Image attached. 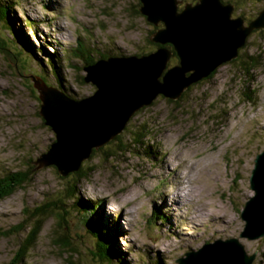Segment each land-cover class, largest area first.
Returning a JSON list of instances; mask_svg holds the SVG:
<instances>
[{"label": "rangeland", "instance_id": "rangeland-1", "mask_svg": "<svg viewBox=\"0 0 264 264\" xmlns=\"http://www.w3.org/2000/svg\"><path fill=\"white\" fill-rule=\"evenodd\" d=\"M6 1L13 7L7 23L0 20V41L4 43V50L0 49V176L26 170L28 162L33 165L54 138L38 114L40 100L33 87L36 76L71 98L81 99L95 90L82 81L86 64L103 54L153 50L147 37L154 29L139 13V0ZM181 1L179 7L192 0ZM222 1L233 3L232 16H242L245 22L264 7V0ZM8 24L17 37L23 40L26 36L25 48L15 45L5 29ZM38 46L45 47L46 54L59 56L58 76H52L55 73L42 62L45 59L39 60L46 55ZM76 47L82 58L72 55L71 49ZM251 56L254 63L248 61ZM69 57L74 67L68 64ZM176 61L171 57L167 65ZM60 81L65 90L57 85ZM262 150L264 30H256L238 61L219 66L211 78L198 82L176 101L158 96L137 111L117 139L82 162L79 170L87 175L79 184H75L74 173L62 177L53 166L34 169L33 165L30 179L0 199V264L14 257L36 216L35 209L60 201L57 210L42 217L22 264H68V258L73 264H106L92 258L95 239L86 230L87 216L72 206L78 198L101 206L92 218L116 231L113 249L119 248L122 254L116 264H153L158 258L164 264H178L176 260L185 252L230 238H237L248 255L255 253L252 264H264V237L240 236L244 226L240 212L253 195L250 171ZM176 173H183L189 188L200 193L198 201L190 195L191 201L186 198L179 207L165 202V194L179 188ZM68 183L75 185L73 199L63 195ZM201 202L207 208L201 214L210 215L201 221L186 219ZM152 210H158L160 219ZM56 213L63 217L58 227L61 219ZM18 223L23 230L14 232ZM55 228L67 230L74 251L53 246ZM174 246L182 250L173 251Z\"/></svg>", "mask_w": 264, "mask_h": 264}, {"label": "water", "instance_id": "water-1", "mask_svg": "<svg viewBox=\"0 0 264 264\" xmlns=\"http://www.w3.org/2000/svg\"><path fill=\"white\" fill-rule=\"evenodd\" d=\"M139 13L155 27L148 40L157 44L143 54L99 58L84 66L83 81L95 86L91 95L73 99L39 76V116L54 138L32 163L34 169L55 167L60 176L79 171L84 160L109 143L141 108L162 96L178 100L192 85L219 66L235 60L252 32L264 30V7L245 22L232 16L234 4L222 0H139ZM170 45L172 49L167 47ZM173 53L177 62L167 65ZM253 191L240 216L241 237H264V150L254 158L249 175ZM237 238L215 240L202 249L185 252L178 264H252Z\"/></svg>", "mask_w": 264, "mask_h": 264}, {"label": "trees", "instance_id": "trees-1", "mask_svg": "<svg viewBox=\"0 0 264 264\" xmlns=\"http://www.w3.org/2000/svg\"><path fill=\"white\" fill-rule=\"evenodd\" d=\"M14 2V1H12ZM138 5L140 7V2H138ZM12 5H8L7 1L4 0H0V20L3 23H7L6 21V17L9 14L10 9L12 8ZM138 7V8H139ZM139 10V9H138ZM5 29H7L8 31H10V36L12 37V39L15 42V45L19 48H21V46H23L24 48L26 47V42H28L26 36H23V40L19 37H17V35L13 34V32H16L14 27H10V25L8 24V26L5 27ZM153 31L155 30L152 29ZM151 30V31H152ZM147 42L153 45V47L158 46L155 43H152L148 40L147 37ZM4 43L2 41H0V49L4 50ZM167 47H169L170 49L171 46L170 45H166ZM48 46H46L47 49ZM38 49H40L41 51H43V54H45V58L44 56L39 59L42 61L44 64H46L47 66H49V69L51 71H53L54 73L58 71V69L60 68V59L58 58L59 56H56V54L54 52L51 53H47V51L45 50V47L43 46H38ZM72 50V55L76 56V57H81L82 55L77 51L78 47H76L75 49H71ZM29 51V50H26ZM241 51L239 52L238 57L232 61H238V59L241 56ZM30 52V51H29ZM31 53V52H30ZM140 55V54H138ZM106 56L103 54V56H101L100 58H105ZM173 58H175L177 60L176 55L173 53L172 55ZM255 57L251 56L249 57L248 61L249 62H253ZM69 60L68 64H70L72 67L73 66V62L71 60V57L67 58ZM84 59V57H83ZM59 60V61H58ZM178 61V60H177ZM176 61V62H177ZM254 63V62H253ZM86 64V63H85ZM42 65V64H41ZM87 65V64H86ZM52 74V76L56 77V75L58 76V74ZM215 71L211 73V75H209L206 79L211 78L214 75ZM80 79V77H79ZM83 79V77H82ZM204 80V79H203ZM202 80V81H203ZM78 82H81V80H77ZM83 81V80H82ZM57 85L59 87H61L63 90H65L64 88V84L60 81L59 83H57ZM194 86V85H192ZM191 86V87H192ZM191 87L186 90L181 97H183L185 95V93L187 91H189L191 89ZM180 97V98H181ZM36 99H38V96L36 97ZM169 100V99H168ZM143 137V136H142ZM117 137H115L114 139H117ZM139 139V137H137ZM141 138V137H140ZM135 141H137V139L134 138ZM140 140V139H139ZM138 140V142H139ZM135 141H133V145L135 144ZM137 142V144H138ZM150 147H152L151 144H149ZM128 150V149H127ZM95 153V151L93 152ZM33 171V165L31 164V162H28V165L26 167V170H16L13 172H4L3 174H1L0 176V199L10 195L14 190H16L18 187H20L21 185H23L24 183H26L29 179H30V173ZM75 175V184H79L80 180L82 178H84L87 175L86 171H77L74 173ZM65 193H63V195L65 194L66 196H71V198L73 199V197H75L74 195L76 194L75 191V185H71V184H66L65 188H64ZM61 202V201H60ZM60 202H55V204L53 206H38L35 209L34 214L36 215L35 217H33V222L30 225L28 231H27V236L25 237L24 241L21 242V244L18 246V248L15 250L14 252V257L9 260L8 262H6L5 264H22L24 262V258L26 253L28 252V250L31 248L30 244L32 243V240L34 238V236H36V234L39 232L40 230V226L42 225L43 221L41 220L43 216H46L47 213L52 212L54 209L57 210L59 208L60 205H62ZM74 203H72V206L75 209V212H82L85 214V216H87V220L85 219V224L87 225V232L90 233L91 236L94 237L95 239V250H91V255L92 258L95 260H98L100 262L106 263V264H116L115 262L120 261L121 260V250L119 248H117V250L115 251L113 249V241L116 240L115 238V234L114 232H116L114 230V228L112 227H107V226H103L100 225L98 223V220H94V218H92L93 216H95L97 214V212L99 213V209L101 208V206H99V208H97V204L94 203L93 200H81L80 198L76 199L75 201H73ZM80 209V210H79ZM54 214V213H53ZM151 214L160 219L161 215L158 210H152ZM57 218H59L58 220H60L59 224L63 221V217L60 213H56L55 214ZM160 222H163L162 220H158ZM23 226L21 223H18L17 225H15L13 227L14 232H19L22 231ZM59 229V228H58ZM67 230H57V228L54 229V238H52L51 243H53V246L60 248L61 250H65V249H69L70 252L74 251V248L71 245L70 240L67 237ZM69 252V255H70ZM71 256V255H70ZM68 264H73V261H71L69 258L67 259ZM153 264H164L161 258H158L157 260H153Z\"/></svg>", "mask_w": 264, "mask_h": 264}, {"label": "bare ground", "instance_id": "bare-ground-1", "mask_svg": "<svg viewBox=\"0 0 264 264\" xmlns=\"http://www.w3.org/2000/svg\"><path fill=\"white\" fill-rule=\"evenodd\" d=\"M93 64V63H91ZM171 158V157H170ZM184 161V159H183ZM182 161V162H183ZM187 168V166H186ZM172 169H174V167H172ZM178 171V170H177ZM176 171V172H177ZM178 173H176L175 175H177ZM185 176V174H184ZM197 182V181H196ZM176 184L179 186V188L175 191V192H171V194L168 196L169 193L165 194L166 196H164V199L166 200L165 202H167L168 200V204L169 205H174V207H179L178 205L181 204V202L183 200H185L186 198H188L189 202L191 201V198H195L197 201L199 200V196H200V193H197L198 191L196 190V192L193 190V188H189L188 184H187V180L185 181L184 180V177H183V173L182 174H178L177 178H176ZM193 185V184H192ZM195 185V184H194ZM200 191V190H199ZM190 195H192L193 197L189 198ZM193 201H195L193 199ZM210 207V206H209ZM207 208H205V204L204 203H200L198 204L193 210L194 213H192L191 215H189V217H187L186 219L188 220H191L192 221H201L204 217L210 215V213H207L206 214H201L202 212H205ZM214 209V208H213ZM216 210V209H215ZM214 216H213V220H214ZM215 223H217L218 219H215L214 220ZM197 224V223H196ZM180 228L182 227H178V229L180 230ZM175 230V229H174ZM180 239H183V237L180 235L179 237ZM178 238V239H179ZM185 244V243H184ZM180 245H178L177 247H179ZM176 250H182V249H179V248H176L175 246L173 247V251H176Z\"/></svg>", "mask_w": 264, "mask_h": 264}, {"label": "flooded vegetation", "instance_id": "flooded-vegetation-1", "mask_svg": "<svg viewBox=\"0 0 264 264\" xmlns=\"http://www.w3.org/2000/svg\"><path fill=\"white\" fill-rule=\"evenodd\" d=\"M196 0H192V1H190V2H195ZM156 47V46H155ZM155 47H153V49L155 48ZM151 51V50H150ZM148 52V51H147Z\"/></svg>", "mask_w": 264, "mask_h": 264}]
</instances>
